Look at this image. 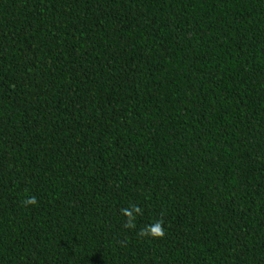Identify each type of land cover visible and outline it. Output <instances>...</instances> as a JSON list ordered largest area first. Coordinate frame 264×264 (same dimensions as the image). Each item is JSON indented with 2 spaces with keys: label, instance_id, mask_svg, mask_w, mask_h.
Masks as SVG:
<instances>
[{
  "label": "trees",
  "instance_id": "16d2710c",
  "mask_svg": "<svg viewBox=\"0 0 264 264\" xmlns=\"http://www.w3.org/2000/svg\"><path fill=\"white\" fill-rule=\"evenodd\" d=\"M0 264H264V0H0Z\"/></svg>",
  "mask_w": 264,
  "mask_h": 264
},
{
  "label": "clouds",
  "instance_id": "9594fccd",
  "mask_svg": "<svg viewBox=\"0 0 264 264\" xmlns=\"http://www.w3.org/2000/svg\"><path fill=\"white\" fill-rule=\"evenodd\" d=\"M25 203L27 204H34L35 203V198L30 197L28 198ZM134 212H139L138 207H133L131 211H128L127 209L125 210V214L128 216L129 220L133 219V213ZM148 234L154 236V237H159L164 234V229L162 228L161 224L159 222L155 223L154 225L150 226L147 229Z\"/></svg>",
  "mask_w": 264,
  "mask_h": 264
}]
</instances>
